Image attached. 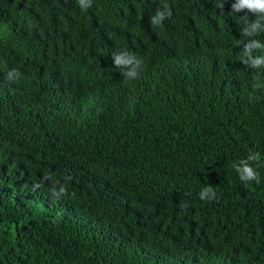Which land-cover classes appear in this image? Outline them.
<instances>
[{
    "label": "trees",
    "instance_id": "1",
    "mask_svg": "<svg viewBox=\"0 0 264 264\" xmlns=\"http://www.w3.org/2000/svg\"><path fill=\"white\" fill-rule=\"evenodd\" d=\"M90 2L0 0V264H264V67L243 63L245 13ZM249 153L259 183L231 167Z\"/></svg>",
    "mask_w": 264,
    "mask_h": 264
},
{
    "label": "clouds",
    "instance_id": "2",
    "mask_svg": "<svg viewBox=\"0 0 264 264\" xmlns=\"http://www.w3.org/2000/svg\"><path fill=\"white\" fill-rule=\"evenodd\" d=\"M81 8L91 7L90 0H79ZM223 10V0L219 5ZM231 11L235 13L244 12L243 17L245 26L242 29V34L250 39L244 44V57L243 63L249 65L252 68L264 67V55H253L255 50H264V42L258 39H254L256 34L264 32V0H233L231 3ZM250 14V15H249ZM172 15L170 6L164 3L162 9H157L155 14L150 18V23L157 26H162L163 21ZM251 17V18H250ZM142 60L130 55L127 52H122L113 55L114 66L123 69L121 75L127 80H134L138 78L139 70L142 65ZM9 78L14 75L13 72H9ZM19 75V73H15ZM259 87V85H255ZM260 160L259 153H249L245 159H241L235 162L231 167L236 171L240 180L245 183L255 181L260 182V176L258 171L252 167L253 162ZM44 180H50L51 177H44ZM71 177H67L66 180H70ZM41 184L34 185L35 188L41 187ZM52 194L57 198L66 196L68 194L66 184H60L58 181L54 183ZM216 193L211 185L202 189L199 194V198L203 200L215 199ZM182 208L186 205L182 204Z\"/></svg>",
    "mask_w": 264,
    "mask_h": 264
}]
</instances>
